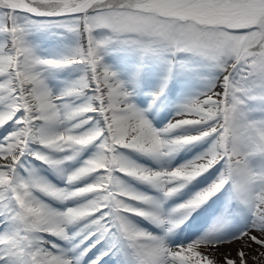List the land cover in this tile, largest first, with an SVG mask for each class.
I'll use <instances>...</instances> for the list:
<instances>
[{
  "label": "snow or ice",
  "instance_id": "6c2138e0",
  "mask_svg": "<svg viewBox=\"0 0 264 264\" xmlns=\"http://www.w3.org/2000/svg\"><path fill=\"white\" fill-rule=\"evenodd\" d=\"M0 264H264V0H0Z\"/></svg>",
  "mask_w": 264,
  "mask_h": 264
},
{
  "label": "bare ground",
  "instance_id": "6f19581e",
  "mask_svg": "<svg viewBox=\"0 0 264 264\" xmlns=\"http://www.w3.org/2000/svg\"><path fill=\"white\" fill-rule=\"evenodd\" d=\"M235 247V246H234Z\"/></svg>",
  "mask_w": 264,
  "mask_h": 264
}]
</instances>
